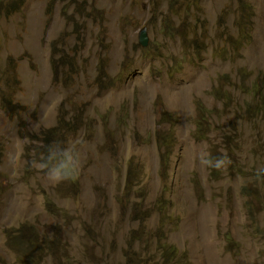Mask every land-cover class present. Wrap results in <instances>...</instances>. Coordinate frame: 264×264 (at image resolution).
Here are the masks:
<instances>
[{
	"label": "rangeland",
	"instance_id": "rangeland-1",
	"mask_svg": "<svg viewBox=\"0 0 264 264\" xmlns=\"http://www.w3.org/2000/svg\"><path fill=\"white\" fill-rule=\"evenodd\" d=\"M0 264H264V0L0 16Z\"/></svg>",
	"mask_w": 264,
	"mask_h": 264
},
{
	"label": "clouds",
	"instance_id": "clouds-1",
	"mask_svg": "<svg viewBox=\"0 0 264 264\" xmlns=\"http://www.w3.org/2000/svg\"><path fill=\"white\" fill-rule=\"evenodd\" d=\"M4 1L7 3L9 0H4ZM12 1H15V0H10L9 3L12 2ZM24 1L25 0H23V3H24ZM23 3H22V5H23ZM11 11H13V10H11ZM146 33H147V31H146ZM55 128L56 127L54 126L51 129L53 130ZM49 155H50L51 158H53L56 161V163L51 164V165H49L47 162L34 163V166L37 169H39L41 171H44L46 176H47V178L53 183H60V182H62L64 180L69 179L70 178V176H69V168L76 167L77 163H78L76 156L71 151H69L67 148H65L62 145L50 146L49 147ZM226 159H227L226 156L219 157L216 160V163H215L214 166L215 167H221L224 164Z\"/></svg>",
	"mask_w": 264,
	"mask_h": 264
},
{
	"label": "trees",
	"instance_id": "trees-1",
	"mask_svg": "<svg viewBox=\"0 0 264 264\" xmlns=\"http://www.w3.org/2000/svg\"><path fill=\"white\" fill-rule=\"evenodd\" d=\"M23 3V0H15L9 3V1L6 3L4 0H0V16L3 13H8L11 10L18 9ZM255 90V87L253 88ZM202 132L201 129L197 130V133L200 134ZM175 141L174 132L172 129H170L165 136V142H164V148L166 151L162 152L161 154V164H162V170H165L167 164L169 163V157H170V151L167 150L169 146H173ZM229 241H231V238H228ZM167 248H175L174 246H168Z\"/></svg>",
	"mask_w": 264,
	"mask_h": 264
},
{
	"label": "water",
	"instance_id": "water-1",
	"mask_svg": "<svg viewBox=\"0 0 264 264\" xmlns=\"http://www.w3.org/2000/svg\"><path fill=\"white\" fill-rule=\"evenodd\" d=\"M139 41L146 46L148 44V37H147V33H146V28L143 27L140 31L139 34Z\"/></svg>",
	"mask_w": 264,
	"mask_h": 264
}]
</instances>
